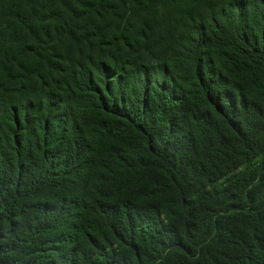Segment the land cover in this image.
<instances>
[{"label":"trees","instance_id":"trees-1","mask_svg":"<svg viewBox=\"0 0 264 264\" xmlns=\"http://www.w3.org/2000/svg\"><path fill=\"white\" fill-rule=\"evenodd\" d=\"M0 264H264V0H0Z\"/></svg>","mask_w":264,"mask_h":264}]
</instances>
